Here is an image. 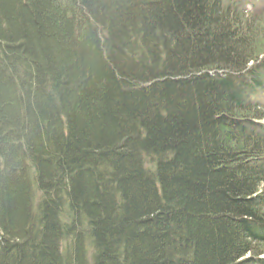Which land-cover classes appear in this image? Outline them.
<instances>
[{"label":"trees","instance_id":"trees-1","mask_svg":"<svg viewBox=\"0 0 264 264\" xmlns=\"http://www.w3.org/2000/svg\"><path fill=\"white\" fill-rule=\"evenodd\" d=\"M0 264H264V0H0Z\"/></svg>","mask_w":264,"mask_h":264},{"label":"rangeland","instance_id":"rangeland-1","mask_svg":"<svg viewBox=\"0 0 264 264\" xmlns=\"http://www.w3.org/2000/svg\"><path fill=\"white\" fill-rule=\"evenodd\" d=\"M71 244H72V243L69 244V247H70ZM61 246H62V249H63V248H65L66 245L63 244V245H61ZM75 246H76V245H75ZM67 248H68V247H67ZM74 248H75V247H74ZM72 249H73V248H72ZM64 251H65V249H64ZM85 252H86V255H87V259L89 260V262H91L92 259H91V257H90V256H91L90 254L93 253V249L90 248V244L86 245Z\"/></svg>","mask_w":264,"mask_h":264},{"label":"bare ground","instance_id":"bare-ground-1","mask_svg":"<svg viewBox=\"0 0 264 264\" xmlns=\"http://www.w3.org/2000/svg\"><path fill=\"white\" fill-rule=\"evenodd\" d=\"M263 61H258V62H250L249 64H248V67H253V66H259V65H261V63H262ZM262 66V65H261Z\"/></svg>","mask_w":264,"mask_h":264}]
</instances>
